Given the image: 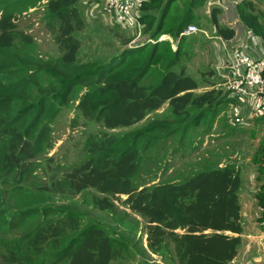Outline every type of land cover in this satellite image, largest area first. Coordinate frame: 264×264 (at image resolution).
<instances>
[{
    "label": "trees",
    "instance_id": "1",
    "mask_svg": "<svg viewBox=\"0 0 264 264\" xmlns=\"http://www.w3.org/2000/svg\"><path fill=\"white\" fill-rule=\"evenodd\" d=\"M42 1L45 2L44 10L49 18L59 23L55 43L64 53L55 64L33 68L28 63L33 59V38L19 30L14 23L19 9H27L32 3L30 0H0V84L8 94L0 98V178L11 176L9 183L14 184L15 191L25 192L22 185L36 169L34 160L43 150L42 140L48 135L49 124L58 110L56 106L68 99L73 89L82 83L97 82L86 93L81 108L84 110L86 104L92 102L89 113L106 130L131 127L149 113L160 110L164 104L169 106L171 117L178 123L176 129L159 124L150 127L149 132L160 129L169 135L178 130L183 122L182 133H186L189 127H198L202 121L212 128L222 104L226 108L237 104L227 88L223 93L215 90L214 84L207 83L210 89L198 92L202 83L186 75L184 68L171 70L176 60L165 67L154 86L147 89L141 86L140 81L151 63L156 59L164 61L162 54L157 57V45L144 58L140 68H132L134 75L129 72L131 62H127L129 57L126 53L77 72L80 48L77 32L85 27L80 0ZM143 1H146L145 8L153 3L154 8L158 9L159 28L178 0ZM202 3L203 0H190L184 9L174 10L171 20L176 27L168 26L171 37L179 40L186 37L181 33L195 22L194 11ZM236 9L245 33L264 41V26L254 13L253 2L243 0ZM220 12V8L212 7L210 22L215 37L230 42L236 32L219 24L217 17ZM238 43L235 42V49H238ZM180 46L181 41L177 43V50ZM28 48L30 50L26 51ZM127 51L133 55L139 50L132 54L130 50ZM44 73L49 74L47 84L51 86L50 94L42 87ZM36 95L37 100L32 102ZM196 110L198 114L190 119L191 113ZM254 121L259 130L263 117H257ZM249 134L253 138L257 132L255 129L249 130ZM135 140L136 137L131 142L128 137H94L89 141L90 156L82 165L29 193L50 196L93 190L103 195L94 201L99 211H113L116 207L114 201H122L121 204L132 214L146 220L150 251H161L170 244L177 264L231 263L241 246L243 232L239 170L233 165L219 167L214 163L183 181L161 183L149 189L139 188L133 184L141 163ZM251 161L257 165L260 186L255 196L262 214L259 221L264 227V138L259 140ZM122 196L124 200H121ZM57 212L54 210L51 214L57 217V221L47 230H40L36 234L37 243L52 241L57 255L67 260V264H112L120 257L117 242L101 226L93 224L80 230L73 218H60L56 216ZM46 213V208L27 210L16 214L18 218L13 223H22L25 215L43 218ZM68 230L76 234L68 237L65 235ZM59 239L63 240L64 245L60 244Z\"/></svg>",
    "mask_w": 264,
    "mask_h": 264
},
{
    "label": "rangeland",
    "instance_id": "2",
    "mask_svg": "<svg viewBox=\"0 0 264 264\" xmlns=\"http://www.w3.org/2000/svg\"><path fill=\"white\" fill-rule=\"evenodd\" d=\"M30 1L32 6L19 9L14 20L17 28L31 36L34 41L31 55L33 59L28 63L33 68L55 64L64 53L55 43L59 23L46 14L44 1ZM189 1L175 2L169 16L164 17L163 25L158 28V9L154 8L153 3L145 8L146 1L141 0L138 23L131 28L106 15L104 0H81L80 13L85 27L77 32L80 43L77 72L126 53L129 57L127 62H131L129 72L134 75L132 68H140L144 58L146 59L157 45V57L162 54L164 61L156 59L151 63L140 81L141 86L146 89L154 86L160 80V73L165 67L176 60V65L171 67V70L184 68L186 75L202 83L198 92L209 90L207 83H210L214 84L215 90L225 93L222 74L219 75L220 71L216 67L224 64L228 49L223 45L224 40L215 37V30L210 22V10L212 7L220 8L221 12L217 17L219 24L234 29V42H242L250 34L245 33L236 9L243 0H203L200 7H196L194 11L195 22L192 23L200 31L180 40L173 38L168 29L170 25L176 27V23L171 20L174 17L172 13L175 9H184ZM251 1L254 13L264 26V0ZM237 36H241V39L238 40ZM179 41L181 46L177 50ZM227 47L230 48V42H227ZM127 50H130L131 54L139 51L130 55ZM210 72L213 73L212 76ZM48 76L49 74L44 73L42 87L50 94ZM96 84V81L82 83L73 89L68 99L56 106L58 110L49 124L48 135L42 140L43 150L34 160L36 169L22 185L25 192L20 193L13 189L14 184L9 183L11 176L4 175L6 179L0 178V264H67V260L57 255L52 241H35V236L40 230H47L49 225L57 221V217L51 215L54 210H58L56 216L60 218H73L80 230L93 224L101 226L117 242L118 250L120 249V257L112 264H177L172 245L168 244L166 249L158 252L149 250L146 220L132 214L121 204L122 201H114L116 207L113 211L102 212L94 205V201L103 195L93 190H85L80 194L50 196L29 193L30 190L45 186L53 179H58L82 165L90 156L89 141L94 137H128L129 142L136 137L135 147L141 157V163L133 184L139 188L149 189L161 183L183 181L197 171L210 168L209 165L214 163L219 167L228 164L240 169L242 166V184L245 179L251 178V174L256 175L257 165L251 160L255 147L264 136V126L258 131L256 122L244 117L246 113L242 110L243 106L230 110L222 104L212 128H208L206 122L202 121L198 127H189L186 133H182L184 122L178 130L169 135L160 129L152 133L148 131L150 127L159 124H167L171 126V130L176 129L178 123L171 117L167 104L160 110L149 113L145 119L131 127L106 130L102 123L97 122L89 113L92 102L87 103L84 110L81 108L86 93ZM7 95L0 84V98ZM37 98L36 95L32 102ZM197 114L198 110L192 112L190 119ZM249 129L258 132L255 139L249 137ZM246 185L250 189V181H247ZM241 194L248 195L246 191H241ZM120 198L125 199L124 196ZM45 208L47 213L43 218L25 215L22 223H13L18 218L17 215L27 210ZM67 232L65 235L68 237L76 234L70 230ZM59 242L64 245L63 240L59 239Z\"/></svg>",
    "mask_w": 264,
    "mask_h": 264
},
{
    "label": "crops",
    "instance_id": "3",
    "mask_svg": "<svg viewBox=\"0 0 264 264\" xmlns=\"http://www.w3.org/2000/svg\"><path fill=\"white\" fill-rule=\"evenodd\" d=\"M236 46L240 48L242 53L246 54L247 56L253 59L258 60L264 58V41L259 37H255L251 35V33L247 38H245V40L239 42ZM226 58H227V54H226ZM225 64H226V60L224 61L223 65L216 67L220 71L219 75H221L224 72ZM243 107L244 108L242 110L245 111L246 113V115L244 116L246 119L254 120L255 118L261 116L264 119V97H259L256 99V101L247 103L243 105ZM230 108L240 109L239 105L237 104L236 105L231 104L229 109ZM262 126H264V121ZM249 130H254V129H249ZM249 137H251L250 134ZM255 138L256 136L253 137V139ZM261 138H264V136H262ZM257 146L255 147L253 154L256 152ZM236 168L239 170V176L241 179L242 166L240 169L239 167ZM254 175L251 174L250 177L253 179L251 178L245 179L243 184L241 180L239 204H240L241 223L243 225V232L241 235L242 243L238 250L237 256L229 264H264V237H263L264 227H261V222L259 221L262 217V214H261L260 206L258 204V200L255 196L256 191L260 186V182L257 180V173L255 177ZM246 177L248 176L246 175ZM247 181H250V187H249L250 189L247 188L248 186L246 185ZM254 182L256 184V187H254ZM241 191L243 192L246 191V194L248 195H242ZM240 194L242 196H240Z\"/></svg>",
    "mask_w": 264,
    "mask_h": 264
},
{
    "label": "built area",
    "instance_id": "4",
    "mask_svg": "<svg viewBox=\"0 0 264 264\" xmlns=\"http://www.w3.org/2000/svg\"><path fill=\"white\" fill-rule=\"evenodd\" d=\"M141 6V0H104L106 15L114 17L131 28H134L138 23L137 15ZM199 31L195 25L190 24L184 29L181 36L189 37ZM237 39L240 40L241 36H237ZM234 44L233 39L230 41L229 48L227 41H223V45L228 51L222 78L225 87L235 98L237 105L243 106L256 101L259 97H264V58L253 59L239 49H235Z\"/></svg>",
    "mask_w": 264,
    "mask_h": 264
}]
</instances>
